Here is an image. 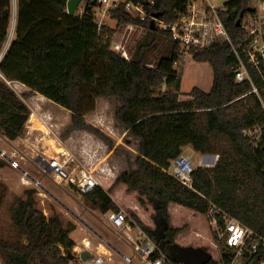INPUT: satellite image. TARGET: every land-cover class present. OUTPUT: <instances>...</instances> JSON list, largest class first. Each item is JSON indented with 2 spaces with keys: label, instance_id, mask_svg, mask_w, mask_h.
<instances>
[{
  "label": "trees",
  "instance_id": "16d2710c",
  "mask_svg": "<svg viewBox=\"0 0 264 264\" xmlns=\"http://www.w3.org/2000/svg\"><path fill=\"white\" fill-rule=\"evenodd\" d=\"M237 10L227 25L236 35L235 20L248 11V0H232ZM186 0H156L147 3L151 13L174 19ZM67 0H19L16 36L0 61V130L17 139L26 128L31 108L8 81H19L71 113L68 131L88 129L109 144L103 131L88 123L85 116L95 110L98 98H116L115 118L139 140L136 167L122 172L106 189L98 185L85 194L93 206L105 213L119 211L111 196L118 185L138 193L142 205L154 208L153 226L134 210L135 221L168 255L174 264H184L172 253L182 227L171 224L169 206L177 203L207 213L211 202L264 234V148L253 147L242 134L243 128L264 122L259 97L247 93L250 82L238 83L233 73L237 58L229 43L216 39L205 48H192L198 61H207L214 71L210 91L195 87L188 98L178 90L157 94L163 84L180 85L175 68L180 58L177 45L168 32L159 30L152 18L134 16L125 7L112 11L121 23H144L147 36L132 60L113 49L112 29L101 32L92 11L83 16L66 12ZM11 0H0V54L9 35ZM150 38V39H149ZM161 39L167 45L148 65L150 52ZM264 92V88L262 89ZM244 95V96H242ZM191 145L201 153L219 154L213 167L198 166L193 172L194 188L168 173L171 161ZM208 158L207 164H212ZM8 163L0 157V166ZM37 190L12 205L15 238L0 234V257L5 264H70L68 252L76 246L71 232L74 222L65 224L61 214L48 218L37 207ZM226 251L225 248L222 249ZM73 252V251H72ZM225 262L229 255L224 254ZM206 264H223L212 257Z\"/></svg>",
  "mask_w": 264,
  "mask_h": 264
},
{
  "label": "rangeland",
  "instance_id": "374dc122",
  "mask_svg": "<svg viewBox=\"0 0 264 264\" xmlns=\"http://www.w3.org/2000/svg\"><path fill=\"white\" fill-rule=\"evenodd\" d=\"M18 13L19 0H11V22L8 39L3 46V54H5L16 36ZM106 22L107 25L105 26V29L107 32L111 29L115 31L111 41L112 47L114 43L122 44L120 50H117L114 47L113 49L124 56V52H127L129 57H131V60L135 52L138 50L140 42L148 37L151 38V35H146L147 26L144 23H121L113 16H107ZM136 24H140V26ZM167 43L166 39H161L158 47L150 52V59L155 58V60H157L161 55L160 50H164ZM175 68L181 74L179 88L176 83L171 85L163 84L157 88V94H161L167 90L175 91L179 89L180 97L186 99L188 98V94L195 87H199L205 91L211 90L214 82V71L209 62L196 60L191 51L190 53L184 52L183 55H180L177 63H175ZM8 83L12 87L15 85L12 81ZM29 96H26L25 94V98H29ZM35 99H38L36 101L39 102V112H35L34 109H31V113L35 112L39 117L43 115L49 117L50 115L51 118H49V122H52L53 124L55 123L52 129L45 131L38 127L39 133L30 134L31 130L26 123L24 133L14 140L7 138L0 130V157L5 159L8 163V167L11 168L6 171L0 169V234L5 237L15 238L16 232L12 222V205L19 197L26 196V189L35 188L37 190V207L43 210L48 218L52 217L55 213H59L65 224L69 221L76 224L77 230L71 232V236L76 241V246L72 250L74 253H77L80 249L85 247V240L87 239L91 242L90 250L92 251V254L103 255L106 258L104 264H144L139 257H134V263H128L122 256V254L132 256L134 250L130 246L125 245L126 242H130L125 231L109 224L107 212L117 210L111 209L105 213L101 212L99 209L95 208L93 204L85 198V194L80 193L76 187L70 185L67 181L62 184L56 182L52 175L43 169L41 156L52 157L57 155H49L47 152L41 155V149H43L42 147L44 143L46 147H48L45 140L46 138H56L63 148L62 151H65V147L67 146V148H69V144L76 149V146L79 144V139L77 136L71 137L74 129L68 131L70 121L69 124H67V108L62 106L56 108L58 107L57 104H54L49 100H44V98L38 97ZM32 101L33 105H36L34 98H32ZM118 106L119 100L116 98H98L95 110L87 113L85 116L87 122L103 131L105 136L111 142L109 144L104 138L95 132L85 129L94 134L105 144V146H94L93 143H89L88 148H90V154L97 156L104 154L105 164L109 165L110 170H103L96 167L92 168L83 164H81V166H86L92 169L98 179L102 181V184L104 185L103 187L106 189L110 187L108 186L107 179L114 174L119 176L122 172L136 167L135 158L137 154H139L138 139L130 135L128 130H125L126 127L115 118V111ZM184 148H186L185 153L191 156L192 163L195 167H213L216 165L220 157L219 154L198 152L190 145ZM110 150H112V155L108 154L111 152ZM73 153L79 162L80 159L75 152ZM97 156L95 158H97ZM203 156H206V159H204V162H201ZM208 158L212 160V164H207ZM23 169L28 172L30 176L27 175ZM24 177L26 179H24ZM32 178L40 181L41 184L58 199L54 198ZM112 182L113 180L109 183L112 185ZM113 196L118 201L127 205H132V203L135 202V196L132 193L125 192L124 184L117 186L113 192ZM137 196L138 194L136 197ZM114 201L116 202L115 199ZM116 204L119 206V210H124L126 212L129 219L135 221L130 208H127L125 205H120L117 202ZM154 211L155 210L152 207V209L149 210V213L151 212L153 214ZM169 212L171 216V224L173 226L182 227V231L176 239L178 245L204 246L212 253V257H218L220 250L211 241L213 236L210 234L211 231L205 213L194 211L193 209L177 203L170 204ZM151 216L152 215H150V220L152 218ZM145 218L148 219L146 215ZM82 220H85L86 224H90L89 226H92L94 230L88 227V224L86 225L83 223ZM80 226L83 227L82 230H80ZM100 243H103L104 245L107 244L109 247L105 245L106 248H110L112 252L109 253V251H107L108 249L104 250V248H98L97 246H99ZM110 244L124 245L122 253L115 251ZM0 264H5L1 257ZM165 264L170 263L166 262Z\"/></svg>",
  "mask_w": 264,
  "mask_h": 264
},
{
  "label": "built area",
  "instance_id": "2783aa9c",
  "mask_svg": "<svg viewBox=\"0 0 264 264\" xmlns=\"http://www.w3.org/2000/svg\"><path fill=\"white\" fill-rule=\"evenodd\" d=\"M156 0H81L76 8L75 15L83 16L90 9L95 17L98 30L101 32L107 25L106 17H112V11L125 7L136 17L145 20L152 18V23L159 30L166 31L170 39L176 43L180 55L190 53L192 48H205L214 40L221 39L232 48L237 58L233 73L238 83L250 82L252 87L244 95L254 93L262 102L264 109V0H248V11L242 12L235 20L240 19L239 30L235 35L227 20L234 16L237 10L232 5V0H186L185 8L172 20L156 17L147 8V3L153 4ZM68 2V0H67ZM68 12V7H66ZM79 12V13H78ZM140 26V24H136ZM117 50L122 48L121 43H114ZM125 58L131 60L127 52ZM155 58L148 63L155 66ZM177 63V62H176ZM243 95V96H244ZM41 121L52 129L54 124L49 122L46 115L39 117ZM242 134L250 144L264 148V122H258L243 128ZM48 160L49 172L53 179L62 184L69 182L80 193L88 194L101 181L94 171L86 166H81L75 154L70 150L62 151L52 157L43 156ZM206 156H203L204 162ZM41 164L46 171V161L41 158ZM195 165L191 156L182 153L171 161L168 173L183 184L194 188L193 172ZM209 229L212 234L211 241L219 248V255L223 264H264V234L250 227L224 208L214 202L210 203L206 213ZM109 224L123 229L128 236L134 254H122L125 261L134 263V257H139L144 264H174L168 255L158 246L156 241L136 223L129 219L124 210L107 212ZM90 241H85V247L76 253L70 264H104L103 255L92 254ZM225 248L226 251L222 249ZM84 250H90L87 259L81 257ZM229 255L225 262L224 254Z\"/></svg>",
  "mask_w": 264,
  "mask_h": 264
},
{
  "label": "crops",
  "instance_id": "0c3cea01",
  "mask_svg": "<svg viewBox=\"0 0 264 264\" xmlns=\"http://www.w3.org/2000/svg\"><path fill=\"white\" fill-rule=\"evenodd\" d=\"M12 83H14L15 85H14V89L18 92V94L19 95H21V97H23V99L27 102V104L30 106V108L31 109H34V111L35 112H39V108L38 107H40L39 106V102L38 101H36V100H38V99H35V98H44V100H49L50 102H52V103H54V104H57V103H55V102H53L52 100H50V99H48L47 97H45L44 95H42V94H40V93H37V94H32V95H30L29 96V98H25V94H28V93H30V88L26 85V84H24V83H22V82H19V81H12ZM32 98H34V101H35V103H36V105H33V101H32ZM120 104V103H119ZM57 106L58 107H56V108H60L59 106H61V105H59V104H57ZM63 107V106H62ZM57 111V110H56ZM67 116H68V120H67V124H69V121H70V119H71V113H70V111L68 110L67 111ZM27 125H28V123H27ZM31 130V132H30V134L31 133H33V134H35L36 132L37 133H39L38 132V129H30ZM125 130L127 131V129L125 128ZM125 131V132H126ZM73 136H77L78 137V139H79V144L76 146V149H74V146H72V145H70L69 144V148H67V147H65L66 149L65 150H69L70 149V151H72V152H75L76 153V155L78 156V158L80 159L79 160V163L80 164H83V165H86V166H90V167H96V168H101V169H103V170H110L109 168V165H107V164H105V156H104V154L103 155H93V154H90L89 153V149L90 148H88V144L89 143H93L94 144V146L96 145V146H105V144L98 138V137H96L94 134H92V133H90V132H88L87 130H85V129H74L73 130V132H72V135H71V137H73ZM46 137V136H45ZM139 141V140H138ZM189 146V145H188ZM191 146V145H190ZM43 149H41V155H43V154H45V152H47V147H46V145H45V143H44V145H43V147H42ZM73 148V149H72ZM185 149L186 148H184V153H185ZM111 152H109L108 154H110V155H112L113 153H112V150H110ZM199 152V151H198ZM97 156V158H95ZM115 166V165H114ZM0 169L2 170V171H6V170H9V169H11V168H9L8 167V165H6V166H0ZM113 175V174H112ZM118 176V175H117ZM117 176L114 174L112 177H110L109 179H107V181H108V186H111V183H109V182H111L112 180H113V182L115 181V179L117 178ZM23 178V177H22ZM24 179H26L25 177H24ZM112 182V183H113ZM101 185L102 186H104L103 184H102V181H101ZM115 191V190H114ZM113 191V192H114ZM113 192H111V196L113 197V199H115L116 200V202L118 203V204H120V205H125L127 208H130L131 210H134L146 223H148V224H150L151 226H153L154 225V223H153V221H152V219L150 220V215H152V213L150 212L149 213V210L150 209H152V207H151V205L149 204V203H147V204H145V205H142V204H140V202H139V195L136 197V195L138 194L137 192H135V191H132V192H128L127 190H126V186H125V192L126 193H132L134 196H135V202L134 203H132V205H127V204H125V203H122V202H120V201H118L114 196H113ZM145 215L148 217V219H146L145 218ZM83 223H85L86 224V221L84 220V221H82ZM88 224V223H87ZM86 224V225H87ZM90 224H88L87 226L88 227H90L89 226ZM92 227V226H91ZM90 227V228H91ZM114 227V226H113ZM80 230H82V228L83 227H81L80 226ZM75 230H77V229H75ZM94 230V229H93ZM95 232H97V231H95ZM109 242H111V241H109ZM126 242V241H125ZM105 245H107V244H105ZM103 243H100L99 244V246H97L98 248H100V249H102V248H104V250H107V251H109V253H111L112 251H111V249L110 248H106V246H105ZM111 245V247H113V249H115V251H117V252H119V253H122V251H123V246L124 245H118V244H110ZM125 245H128V246H130L131 248H132V246H131V242H126V244ZM90 246H91V242H90ZM107 247H109L108 245H107ZM106 259V258H105Z\"/></svg>",
  "mask_w": 264,
  "mask_h": 264
},
{
  "label": "water",
  "instance_id": "95a60500",
  "mask_svg": "<svg viewBox=\"0 0 264 264\" xmlns=\"http://www.w3.org/2000/svg\"><path fill=\"white\" fill-rule=\"evenodd\" d=\"M81 0H68L67 7H68V13L71 15H75L76 8L79 5ZM242 15V14H241ZM156 17H160L161 13H156ZM237 25H240V19H238ZM2 58V53L0 54V60ZM10 82V81H8ZM41 158L45 159L46 161V171L49 170L48 168V160L41 156ZM24 170V169H23ZM24 172L30 176L28 172L24 170ZM34 181H36L43 189H45L48 193H50L42 184L40 181H37L36 179L32 178ZM51 194V193H50ZM54 198H56L53 194H51ZM58 199V198H56ZM70 209V208H69ZM84 221V220H82ZM92 228V227H91ZM93 229V228H92ZM103 237V236H101ZM175 257L182 261L184 264H206L211 258L212 253L204 246H181L177 245L175 247ZM90 255L89 250H84L81 253V257L83 259H87ZM68 257L72 260L76 257V253L69 251Z\"/></svg>",
  "mask_w": 264,
  "mask_h": 264
},
{
  "label": "bare ground",
  "instance_id": "6f19581e",
  "mask_svg": "<svg viewBox=\"0 0 264 264\" xmlns=\"http://www.w3.org/2000/svg\"><path fill=\"white\" fill-rule=\"evenodd\" d=\"M4 53V52H3ZM2 53V57L4 56V54ZM2 59V58H1ZM1 61V60H0ZM28 126L30 129H39L41 128L42 130H47L48 131V127L41 121V119L39 118V116L36 115L35 112H32L30 114V117L28 119ZM37 126V127H35ZM39 127V128H38ZM34 133V132H33ZM37 133V132H36ZM48 136V135H47ZM45 138V137H44ZM46 144H47V153L49 155H54V154H57L59 155L61 152H62V146L61 144L59 143V141L56 139V138H52V137H49V138H46ZM44 140V141H45ZM35 141V140H34ZM37 143V142H35ZM44 143V142H43ZM42 143V144H43ZM40 144V142H39ZM55 156V155H54ZM87 243H89V241L86 239L85 240ZM90 245V244H89Z\"/></svg>",
  "mask_w": 264,
  "mask_h": 264
},
{
  "label": "flooded vegetation",
  "instance_id": "af4514ba",
  "mask_svg": "<svg viewBox=\"0 0 264 264\" xmlns=\"http://www.w3.org/2000/svg\"><path fill=\"white\" fill-rule=\"evenodd\" d=\"M172 253H173L174 255L176 254V252H175V248L172 249Z\"/></svg>",
  "mask_w": 264,
  "mask_h": 264
}]
</instances>
